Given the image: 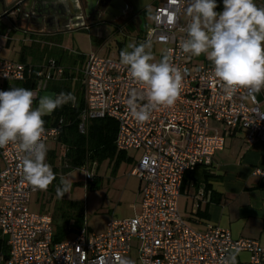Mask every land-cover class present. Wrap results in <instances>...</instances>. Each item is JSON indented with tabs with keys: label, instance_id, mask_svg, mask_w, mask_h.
<instances>
[{
	"label": "built area",
	"instance_id": "obj_1",
	"mask_svg": "<svg viewBox=\"0 0 264 264\" xmlns=\"http://www.w3.org/2000/svg\"><path fill=\"white\" fill-rule=\"evenodd\" d=\"M190 2L157 0L155 5L146 39L165 45L164 56L181 70L183 86L175 104L156 107L147 122H137L127 107L132 90L145 93L144 86L131 78L128 66L91 54L82 69L84 105L78 131L84 134L89 120L109 117L117 122L116 149L142 151L130 170L142 182L140 211L133 217L110 219L100 233L91 232L84 222L73 238L54 241L52 217L30 209L32 195L39 190L21 183L18 165L24 153L9 144L0 148V231L8 246L2 264H116L115 257L129 254L134 240L140 264H222L237 246L248 254L246 261L237 264H264V247L256 240L234 238L216 225L195 230L178 210L185 172L211 165L232 129H244L248 144L264 143V109L259 105L264 89L259 93L240 89L226 96L222 82L212 74V64L194 62L182 51ZM1 51L0 43V80L34 77L31 90L37 95L50 79L64 73L53 59L33 66L5 59ZM62 124L59 119L45 126V143L59 136ZM253 174L264 177V169Z\"/></svg>",
	"mask_w": 264,
	"mask_h": 264
},
{
	"label": "crops",
	"instance_id": "obj_2",
	"mask_svg": "<svg viewBox=\"0 0 264 264\" xmlns=\"http://www.w3.org/2000/svg\"><path fill=\"white\" fill-rule=\"evenodd\" d=\"M124 2L127 10L132 13L128 20L123 18L117 8L98 9L91 5L90 0H55L53 5L56 7L52 14L46 13L44 8L38 12L35 3L30 1H25L20 12L17 13L5 16L0 11L1 56L33 66H43L49 60H55L64 67V73L61 78L48 81L45 88L39 91L40 96L59 94L53 84L62 81L66 89L75 97H82L84 105L82 69L86 57L97 53L84 54L79 49L70 50L73 48L70 47L71 38L79 33L88 34L92 28H96L95 35L100 36V27L109 25L113 26V29L119 27L124 34L135 36L137 45L148 40L146 35L145 38L141 37V25L147 16L150 17L152 24L157 0H124ZM254 2L257 6L264 7V0H254ZM216 3L218 6L215 11H223V0H216ZM61 7L65 14L56 13ZM122 12L125 13L123 10ZM185 19L186 16H183L182 20ZM131 21L133 22L130 23ZM161 45L165 47L164 44ZM160 56L163 58L164 53ZM190 57L194 62L211 64L203 54L199 57L192 55ZM15 82L0 80V91L10 90ZM40 96L37 95L33 107L38 105ZM259 105L264 109V99L260 100ZM57 119H63L62 128L56 139L46 142L48 151L45 161L51 166L56 179L47 190H39L32 195L30 209L49 214L52 217L54 233L58 227H62L65 234L68 229H75L76 235L85 222L83 211H73L75 209L73 203L66 204V209L60 210L59 203L55 202L53 205L49 200L64 201V198L57 197L55 191L60 183V177L67 178L72 171H78L82 177L73 179L74 181L85 179L88 191H103L106 195L111 193V196L119 195L118 199L131 196L134 201L130 204L133 211L122 218L136 215L141 207L142 182L139 178L130 175V170L140 159L142 151L135 149L125 151L115 149L113 153L103 151L94 158L87 155L81 162L75 159L74 155L69 154L74 149L67 144L69 121L62 116ZM54 120L56 119L53 117L44 120L45 126L55 125L58 120L55 123ZM91 122V120L87 122V129ZM216 128L221 131L220 125H216ZM245 134L246 131L242 128L232 129L225 135L223 148L215 153L211 165H200L185 172L180 187L178 210L185 222L195 230H204L208 225H216L229 230L234 238L253 239L264 247V177L253 174L255 169H264V143L255 141L248 144ZM86 172L92 176L85 175ZM103 184H106L104 190ZM32 202L36 204V209L31 208ZM57 216H60V222L57 221ZM87 227L94 233L103 232L105 229L104 226L102 231H93L89 225ZM64 239L66 238L63 237L61 240ZM7 252L6 237L0 231V264L3 263L1 258L5 257ZM236 259L237 263L244 262L248 259V254L240 252Z\"/></svg>",
	"mask_w": 264,
	"mask_h": 264
},
{
	"label": "clouds",
	"instance_id": "obj_3",
	"mask_svg": "<svg viewBox=\"0 0 264 264\" xmlns=\"http://www.w3.org/2000/svg\"><path fill=\"white\" fill-rule=\"evenodd\" d=\"M217 6L216 0H191L186 9L189 20L183 29L186 37L180 47L192 56H206L226 96L240 89L259 93L264 89V7L257 6L254 0H223L221 12L215 11ZM151 48L149 39L139 45L130 43L119 53L120 63L128 66L131 78L145 89L144 95L132 90L126 101L130 114L139 123L147 122L156 107L174 105L183 86L181 70L167 56L153 62ZM36 100L37 93L26 88L0 91V148L17 145L24 153L18 165L21 183H28L34 190H47L56 175L45 162L48 149L43 140V117L65 104L75 107L77 102L71 92L40 96L33 107ZM140 100L147 102L140 104ZM72 184L73 179L60 177L55 189L57 197L63 199L70 194ZM240 252L235 247L222 264H237ZM115 261L135 264L119 255Z\"/></svg>",
	"mask_w": 264,
	"mask_h": 264
},
{
	"label": "rangeland",
	"instance_id": "obj_4",
	"mask_svg": "<svg viewBox=\"0 0 264 264\" xmlns=\"http://www.w3.org/2000/svg\"><path fill=\"white\" fill-rule=\"evenodd\" d=\"M150 26L151 20L150 17L147 16L141 25V37L145 38V32ZM100 28V36L95 35L96 28H92L88 34H75V36L71 38L70 41V47H73L72 49L70 48V50L73 51L79 49V51L84 54L97 53L102 56H110L112 58L120 59V48L122 50L126 47V45L130 43L135 44L136 42L135 36L124 34V32L119 27H115L113 29V26L111 27L109 25H103V27ZM164 51L165 47L163 45L153 44L152 42L151 52L154 57L153 62H159L162 59V56L160 55L164 53ZM81 177L82 176L78 171H72L71 174L67 176L69 179ZM74 180L75 179H73L71 192L70 194L65 195L64 201L49 200V203L53 205L55 202L59 203L60 210L66 209V204L73 203L75 208L73 211L82 210L86 225H89L93 231H102L106 221L110 218H122L132 213L133 210L131 209L130 204L134 201L131 199V196H125V199H118L119 195L111 196V193L106 195L103 193V191L91 192L86 188L85 179H76V181ZM105 187L106 184H103V190ZM31 208H37L34 202H32ZM57 221H61L60 216L57 218ZM75 232L76 231L73 228L68 229L64 238L68 239L73 237ZM69 235L70 237H68ZM135 243L136 241H133L134 246L130 250L129 254L124 257L135 261V264H140L138 260L137 246Z\"/></svg>",
	"mask_w": 264,
	"mask_h": 264
},
{
	"label": "trees",
	"instance_id": "obj_5",
	"mask_svg": "<svg viewBox=\"0 0 264 264\" xmlns=\"http://www.w3.org/2000/svg\"><path fill=\"white\" fill-rule=\"evenodd\" d=\"M61 78V77H60ZM57 79V78H52ZM50 79V80H52ZM59 79V78H58ZM49 80V81H50ZM36 85L34 77H29L25 81H16L13 88H26L33 89ZM57 93L65 92V83L58 82L53 84ZM53 87V88H54ZM77 106L73 107L71 104H65L62 107H58L51 113V116L44 117V120H50L51 117L55 118L54 123L57 122V117L62 116L69 121V138L67 144L71 145L74 149L69 153L74 155L75 159L83 161L87 155L90 158H94L97 155H101L103 151L113 153L116 149L115 138L117 133V122L109 117L92 119L87 132L85 134L79 133L77 130L78 116L83 108V100L81 96L76 97ZM71 122V123H70ZM65 236V232L62 227H58L56 233H54V241H60Z\"/></svg>",
	"mask_w": 264,
	"mask_h": 264
},
{
	"label": "water",
	"instance_id": "obj_6",
	"mask_svg": "<svg viewBox=\"0 0 264 264\" xmlns=\"http://www.w3.org/2000/svg\"><path fill=\"white\" fill-rule=\"evenodd\" d=\"M25 1L34 2L36 6V10L38 12L42 11V8H44L46 10V13L48 14H52L54 12L53 10H55L56 7L55 5H53V1L55 0H0V11L5 16L20 12L21 6ZM90 1H91V5L96 6L98 9L113 10L117 8L125 20L130 19L132 16V13L129 10H127L128 8L124 0H90ZM59 10L60 11L56 12L57 14H65V11L62 10V7ZM122 10L125 11V13L122 12ZM132 22L133 21H131L130 23ZM40 94L41 93L39 92L38 96H40Z\"/></svg>",
	"mask_w": 264,
	"mask_h": 264
}]
</instances>
